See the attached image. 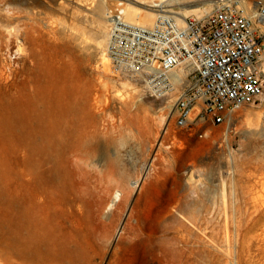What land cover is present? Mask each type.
Here are the masks:
<instances>
[{
	"label": "rangeland",
	"instance_id": "374dc122",
	"mask_svg": "<svg viewBox=\"0 0 264 264\" xmlns=\"http://www.w3.org/2000/svg\"><path fill=\"white\" fill-rule=\"evenodd\" d=\"M99 1L0 0V223L11 212L14 96L27 85L42 110L70 80L97 98L88 157L79 160L93 176L84 174L74 217L82 247L75 264H264L262 225L246 224L254 209L247 185L259 177L253 192L264 200V76L258 100L230 121H208L203 136L197 124L179 128L177 93L156 98L112 72L104 53L109 19L99 26L93 9ZM113 1L120 14L125 0Z\"/></svg>",
	"mask_w": 264,
	"mask_h": 264
},
{
	"label": "bare ground",
	"instance_id": "6f19581e",
	"mask_svg": "<svg viewBox=\"0 0 264 264\" xmlns=\"http://www.w3.org/2000/svg\"><path fill=\"white\" fill-rule=\"evenodd\" d=\"M148 1H120L117 4L120 16L151 27L159 13L175 14L179 21L189 15H204L214 0L201 1L202 6L204 3L209 7L205 11L197 5L198 0H150L151 6L157 9L140 5ZM253 1L241 0V5L256 15L258 6ZM115 3L100 0L93 6L99 26H106V18L110 21V8ZM166 4L183 7L179 11L167 10ZM185 74L186 69L181 68L175 79L177 90L183 88L180 77ZM75 86L70 80L63 81L55 95L45 98L42 110L39 107L43 102L32 100V89L27 85L24 89L28 93L14 96L11 212L9 222L0 223V264H75L82 252L78 240L80 223L74 217L81 212L84 174L92 177L93 172L85 170V162L82 164L79 160L88 157L93 117L90 110L97 105V98L90 88L79 94ZM19 123L23 126H18ZM95 177L98 181L105 179V175ZM260 181L261 177L255 184ZM255 184L247 185L251 187L254 209L246 224L250 230L262 225L258 237L264 244V200L255 197Z\"/></svg>",
	"mask_w": 264,
	"mask_h": 264
},
{
	"label": "built area",
	"instance_id": "2783aa9c",
	"mask_svg": "<svg viewBox=\"0 0 264 264\" xmlns=\"http://www.w3.org/2000/svg\"><path fill=\"white\" fill-rule=\"evenodd\" d=\"M253 1V0H252ZM258 14H250L241 0H214L201 16L179 21L159 13L153 26L110 16L105 57L112 72L140 83L150 95L172 106L175 126L199 127L208 121H230L234 112L255 103L263 92L264 0H254ZM183 88L176 89V76Z\"/></svg>",
	"mask_w": 264,
	"mask_h": 264
}]
</instances>
